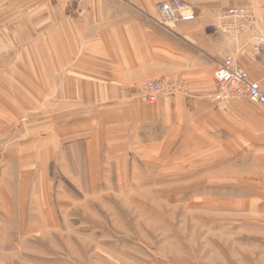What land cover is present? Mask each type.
<instances>
[{
	"label": "crops",
	"instance_id": "1",
	"mask_svg": "<svg viewBox=\"0 0 264 264\" xmlns=\"http://www.w3.org/2000/svg\"><path fill=\"white\" fill-rule=\"evenodd\" d=\"M166 1L0 0V139L13 145L20 129L19 144L32 147L30 161L45 169L13 170L10 178L45 177V163L66 156L69 163L85 161L89 177L93 162H104L110 176V163L118 172L115 163L131 158L153 166L186 140L202 149L243 147L264 161V106L244 98L217 107L213 81L230 58L264 91V0H181L195 21L163 26L158 5ZM250 6L258 22L248 32L205 29L215 10ZM164 79L188 91L143 102V83ZM35 138L37 145L30 144ZM258 203L264 220V193ZM257 204L251 197L233 210L252 219ZM253 226L246 235L230 234V256L213 264H264V221L256 248ZM149 264L178 263L161 255Z\"/></svg>",
	"mask_w": 264,
	"mask_h": 264
},
{
	"label": "rangeland",
	"instance_id": "2",
	"mask_svg": "<svg viewBox=\"0 0 264 264\" xmlns=\"http://www.w3.org/2000/svg\"><path fill=\"white\" fill-rule=\"evenodd\" d=\"M20 134L13 145L0 139V264H149L161 255L178 264H213L230 256L228 236L246 235L249 224L255 248L261 240V154L186 140L153 166L131 158L115 163L119 172L110 163L107 176L104 162L94 161L89 177L85 161L69 163L66 156L45 163L47 176L26 180L8 175L45 169L30 161L33 148L19 144ZM24 150L27 158L19 160ZM251 197L258 209L246 219L233 209Z\"/></svg>",
	"mask_w": 264,
	"mask_h": 264
},
{
	"label": "built area",
	"instance_id": "3",
	"mask_svg": "<svg viewBox=\"0 0 264 264\" xmlns=\"http://www.w3.org/2000/svg\"><path fill=\"white\" fill-rule=\"evenodd\" d=\"M213 22L206 25L207 31L217 30L230 36H240L252 29L258 22V15L251 7L233 8L227 11L215 10ZM196 17L190 6L181 0H170L158 5L157 22L163 26L181 22H193ZM263 42V41H262ZM260 45L253 47V53L259 52ZM216 85L215 102L217 107L235 99H249L264 106V91L260 83L252 81L249 74L235 65L230 58L220 63L213 73ZM186 90V84L170 80H149L143 83L141 99L154 104L161 95L172 96Z\"/></svg>",
	"mask_w": 264,
	"mask_h": 264
}]
</instances>
